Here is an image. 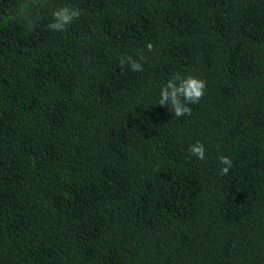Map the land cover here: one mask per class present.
<instances>
[{"label":"trees","instance_id":"1","mask_svg":"<svg viewBox=\"0 0 264 264\" xmlns=\"http://www.w3.org/2000/svg\"><path fill=\"white\" fill-rule=\"evenodd\" d=\"M25 2L0 0V264H264V0ZM177 73L207 84L190 116L158 104Z\"/></svg>","mask_w":264,"mask_h":264},{"label":"clouds","instance_id":"2","mask_svg":"<svg viewBox=\"0 0 264 264\" xmlns=\"http://www.w3.org/2000/svg\"><path fill=\"white\" fill-rule=\"evenodd\" d=\"M33 0H26L22 7L18 9L17 15L28 21L29 26L32 25L31 20V8ZM80 12L76 9L64 6L56 8L52 11V22L47 25L49 30L56 32H63L66 26L70 25L74 20L78 19ZM147 50L153 51L154 46L151 42L147 44ZM120 65L123 68L125 65H129L134 72H142V64L131 58L121 57ZM207 87L206 81L198 77L188 75L181 76L180 74H174L167 83L162 86L160 91V98L158 104L160 106H167L176 117H182L185 115H191L192 108L190 105L197 104L205 95V89ZM189 153L199 160H204L205 146L201 142H196L189 146ZM220 164L223 165L220 174L227 175L232 167V161L227 156L219 157Z\"/></svg>","mask_w":264,"mask_h":264}]
</instances>
